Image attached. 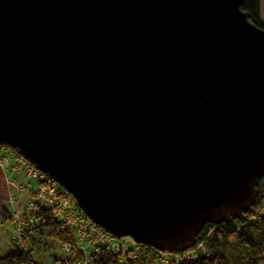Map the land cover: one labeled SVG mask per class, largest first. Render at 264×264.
<instances>
[{
  "label": "water",
  "instance_id": "water-1",
  "mask_svg": "<svg viewBox=\"0 0 264 264\" xmlns=\"http://www.w3.org/2000/svg\"><path fill=\"white\" fill-rule=\"evenodd\" d=\"M243 0H0V144L117 237L192 247L264 173V29Z\"/></svg>",
  "mask_w": 264,
  "mask_h": 264
},
{
  "label": "trees",
  "instance_id": "trees-1",
  "mask_svg": "<svg viewBox=\"0 0 264 264\" xmlns=\"http://www.w3.org/2000/svg\"><path fill=\"white\" fill-rule=\"evenodd\" d=\"M241 7L248 12L253 23L264 29V0H243ZM0 145L13 148L9 143ZM257 190L243 219L230 218L219 223H206L197 235V242H202L206 250H198L196 257L182 256L177 264H264V173L257 181ZM29 216L32 221L25 225L21 244L13 242L9 251L0 256V264H41L32 258V249L24 246L32 231L39 235L47 234L56 241H74L73 232L62 227L51 208L36 205ZM9 219L8 207L0 202V224ZM138 248L132 257L129 251L134 248L127 249L125 256L122 251L114 252L106 245H98L87 257L89 264H158L161 251L147 244H139ZM68 255L61 260L62 264H76V261L85 258L79 249Z\"/></svg>",
  "mask_w": 264,
  "mask_h": 264
},
{
  "label": "built area",
  "instance_id": "built-area-1",
  "mask_svg": "<svg viewBox=\"0 0 264 264\" xmlns=\"http://www.w3.org/2000/svg\"><path fill=\"white\" fill-rule=\"evenodd\" d=\"M5 147L0 145V165L3 163V155L1 154L2 148ZM10 150L18 156L19 165L26 168L27 175L32 178L35 182L34 187L29 191L30 197L28 202L24 206L22 211L15 212L13 214V220L15 223L13 235L14 240H18L23 234V226L32 221L29 216V212L33 210L36 205H42L47 208H51L53 215L61 222L62 227L69 228L74 234L73 242H64L65 251H70L74 249H79L85 254L83 260L76 261V264H89L87 255L93 251L98 245H106L110 250L114 252H119L124 249L122 243L115 245L114 241L128 238L130 240L128 248H138L139 244L131 236L117 237L113 233L106 230L101 225L90 219L77 205V207H72L70 201L66 198V190L59 185L55 180H53L49 175L39 170L32 162L21 156L16 149L10 148ZM26 188V185L22 184L19 189ZM28 214V221H25V217L20 213ZM90 241V244H85ZM184 251L168 252L174 253L179 257L182 255L187 257H196V253L187 254ZM69 252V253H70ZM164 252V251H163ZM124 255L122 256V258Z\"/></svg>",
  "mask_w": 264,
  "mask_h": 264
},
{
  "label": "rangeland",
  "instance_id": "rangeland-1",
  "mask_svg": "<svg viewBox=\"0 0 264 264\" xmlns=\"http://www.w3.org/2000/svg\"><path fill=\"white\" fill-rule=\"evenodd\" d=\"M262 9H263V1H262ZM68 192V191H66ZM66 198L70 201V204L72 205V207H77L75 198L73 197L72 194H66ZM260 211V210H259ZM21 215H23L25 217V221H28V214H24V213H20ZM13 218V217H12ZM14 226L12 225L11 222L7 221L4 224H0V256L5 255L11 245L14 243L17 244H21V238L22 236H20V238L18 240H14L13 235H15L14 232ZM24 229V226H23ZM25 232V229L23 230V233ZM30 237L28 239H26L24 246L27 249H32L31 254H32V258L36 261H38L41 264H62L61 260L63 258L68 257L69 252L70 251H65V247H64V242L65 241H56L54 239H52L51 237H49L47 234H43V235H39L37 233H34L33 231L30 232L28 234ZM31 237H34V239H32ZM90 241L86 242L85 244H90ZM122 243L124 246L123 249V253L126 255L127 246H129L130 244V240L128 238H124L121 240H116L114 241V244H120ZM139 248H134L132 251L130 252L129 256H135L137 253V250ZM77 250V249H74ZM72 250V251H74ZM187 254H193L196 253L198 250H206L205 246L203 245L202 242H195V244L186 249ZM184 251V250H182ZM179 261V257L177 255H175L174 253H167V252H160L159 258L157 259V263L158 264H177Z\"/></svg>",
  "mask_w": 264,
  "mask_h": 264
},
{
  "label": "crops",
  "instance_id": "crops-1",
  "mask_svg": "<svg viewBox=\"0 0 264 264\" xmlns=\"http://www.w3.org/2000/svg\"><path fill=\"white\" fill-rule=\"evenodd\" d=\"M1 154L3 163L0 165V202H4L8 207L10 211L8 221L15 225L13 214L23 210L35 182L27 175L26 168L19 165L18 156L10 148L3 147ZM22 184L26 185V188L19 189Z\"/></svg>",
  "mask_w": 264,
  "mask_h": 264
},
{
  "label": "bare ground",
  "instance_id": "bare-ground-1",
  "mask_svg": "<svg viewBox=\"0 0 264 264\" xmlns=\"http://www.w3.org/2000/svg\"><path fill=\"white\" fill-rule=\"evenodd\" d=\"M182 256H184V255H182Z\"/></svg>",
  "mask_w": 264,
  "mask_h": 264
}]
</instances>
